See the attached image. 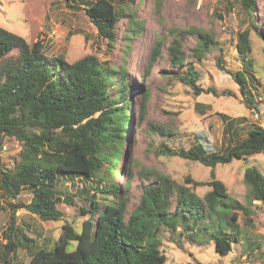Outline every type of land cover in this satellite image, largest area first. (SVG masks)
<instances>
[{
    "label": "trees",
    "instance_id": "obj_1",
    "mask_svg": "<svg viewBox=\"0 0 264 264\" xmlns=\"http://www.w3.org/2000/svg\"><path fill=\"white\" fill-rule=\"evenodd\" d=\"M239 1L248 12L252 27L238 34L236 48L245 67L232 74L252 108L249 79L255 77L249 57L251 30L259 29L264 38V23L254 21L258 0ZM85 2L86 13L99 35L112 45L118 37L116 26L122 16L114 0ZM136 32L129 26L125 38L130 40ZM195 33L199 35L194 49L198 58L217 44L214 35L204 28L176 29L172 34L178 35L168 49L173 66L184 64L187 56L184 39ZM14 50L18 51L17 56L12 55ZM161 51L160 43L154 47L153 61ZM0 59H3L0 64V147L6 137L22 141L11 167H6L0 157V191L11 200H17L24 188L33 194L28 203L15 202L4 232L6 241L0 242V264H25L18 258L20 249L30 254L28 264H164L167 255L161 250V230L163 226L178 230L180 223L185 224L189 234L190 228L199 225L197 233L214 239L216 250L221 254L232 251L234 242L241 236L238 212L248 213L249 210L239 200L231 198L227 185L213 170L210 180H198L188 174L183 184L169 175L156 176L144 187L142 201L127 219V200L119 196L121 188L115 179V173H122L117 164L122 161L126 129L133 117L129 99L125 98L129 90L123 66L102 62L95 54L74 62L64 55H48L41 37L31 44L25 37L3 27H0ZM217 65L225 69L222 55ZM200 76L193 63L187 72L178 75L196 95L204 92L235 95L231 90L219 93L216 88L200 86L197 82ZM116 78L120 92L113 97L109 82ZM218 114L225 123V131L232 135L239 133L237 124L246 120L243 116ZM145 115L143 109L141 117ZM205 141H209L207 133L199 131L188 150L167 146L161 152L214 168L234 158L264 152V127L251 126L246 137L236 138L224 151L209 150ZM66 175L81 176L85 182L83 192L91 202L89 209L82 210L90 216L80 229L72 223H64L62 235L56 242L51 243V237L41 242L40 238L26 233L18 222L16 210L24 208L44 221L61 220L64 211L60 204L73 201L58 187L59 180ZM244 181L248 187L247 199L264 203V174L256 166H250L245 171ZM203 184L211 189L200 196L194 188ZM211 215L214 221H206Z\"/></svg>",
    "mask_w": 264,
    "mask_h": 264
},
{
    "label": "rangeland",
    "instance_id": "obj_2",
    "mask_svg": "<svg viewBox=\"0 0 264 264\" xmlns=\"http://www.w3.org/2000/svg\"><path fill=\"white\" fill-rule=\"evenodd\" d=\"M114 2L122 16L116 26L118 37L112 45L99 35L98 28L86 13L85 0H0V27L25 37L31 44L41 37L48 55H64L68 61L74 62L88 54H95L100 61L115 67L123 66L126 70L129 94L125 98L129 99L133 117L126 129L122 161L117 164L122 173H115V179L121 188L119 196L127 200V219L142 201L144 187L156 176L169 175L183 184L188 174L198 180H210L212 170L217 178L225 182L231 198L239 200L249 210L248 213L238 212L241 236L228 254L217 251L210 236L197 233L199 225L189 229L191 234L184 223L179 224L178 230L163 226L161 250L167 255L164 264H264V203L247 199L248 187L244 181L245 171L250 166H256L264 174V152L234 158L214 168L161 152L167 146L188 150L199 131L207 133L209 141L205 143L209 150L224 151L234 144L236 138L246 137L251 126L257 124L264 127V38L259 29L251 30L252 51L249 57L253 61L251 72L255 78L249 79L253 98L250 108L232 74L245 67L236 48L238 34L246 27H252L248 12L239 0ZM256 15L255 23H264V0L257 1ZM129 26L137 32L127 40L125 33ZM190 27L204 28L214 35L217 44L204 57L198 58L194 49L199 35H188L183 42L187 55L185 62L175 67L168 52L173 38L178 35L172 34V31ZM160 43L161 54L153 61L154 47ZM17 54V50L12 52L13 56ZM220 55L224 70L217 65ZM2 62L3 59H0V64ZM191 63L201 73L197 81L200 86L216 88L219 93L231 90L235 95L213 92L196 95L178 77L180 73L187 72ZM119 83L117 78L109 82L113 97L120 92ZM197 102H200L198 106ZM143 109L146 115L142 118ZM218 112L232 117H246L245 121L237 124V135L225 131V123ZM21 147L22 141L15 137L4 139L0 157L6 167L13 165ZM84 185L81 176L66 175L59 180L58 187L64 195L73 199L72 203L60 204L64 211L61 220L44 221L26 209L18 208V222L28 235L40 238L41 242L45 237H51V243L60 239L66 222L80 229L90 216L85 212L91 201L83 192ZM210 189L208 184L194 188L200 196ZM32 197L27 188L17 200L8 199L0 191V242L6 241L4 232L15 202L28 203ZM205 220L214 221L212 215ZM18 258L28 264L31 256L20 249Z\"/></svg>",
    "mask_w": 264,
    "mask_h": 264
}]
</instances>
